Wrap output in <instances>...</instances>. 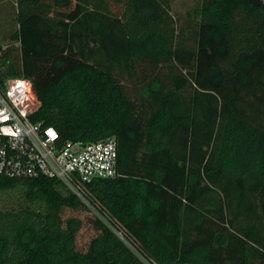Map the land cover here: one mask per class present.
<instances>
[{
  "label": "trees",
  "instance_id": "16d2710c",
  "mask_svg": "<svg viewBox=\"0 0 264 264\" xmlns=\"http://www.w3.org/2000/svg\"><path fill=\"white\" fill-rule=\"evenodd\" d=\"M171 3L16 0L0 21V83H31V120L117 145L89 205L0 178V264H264V2Z\"/></svg>",
  "mask_w": 264,
  "mask_h": 264
},
{
  "label": "built area",
  "instance_id": "2783aa9c",
  "mask_svg": "<svg viewBox=\"0 0 264 264\" xmlns=\"http://www.w3.org/2000/svg\"><path fill=\"white\" fill-rule=\"evenodd\" d=\"M38 107L39 102L28 80L10 79L4 85L0 83V178L56 179L89 205L84 184L117 175L115 140L61 145L59 135L52 127L31 120ZM112 229L134 250L122 231ZM142 261L159 264L144 257Z\"/></svg>",
  "mask_w": 264,
  "mask_h": 264
},
{
  "label": "rangeland",
  "instance_id": "374dc122",
  "mask_svg": "<svg viewBox=\"0 0 264 264\" xmlns=\"http://www.w3.org/2000/svg\"><path fill=\"white\" fill-rule=\"evenodd\" d=\"M198 0H172L171 3V13L173 16H178L186 11L192 9L196 2ZM15 2L16 0H0V21L3 23V20L10 19L12 14L14 13L15 8ZM264 2V0H263ZM117 9V7L115 8ZM0 22V23H1ZM9 29L7 27H3V25L0 26V45H6L8 41L4 35V32L6 31L7 34L9 33ZM12 30V29H11ZM13 45V44H12ZM16 199V195L13 193L3 192L0 193V205H11L14 203V200Z\"/></svg>",
  "mask_w": 264,
  "mask_h": 264
}]
</instances>
